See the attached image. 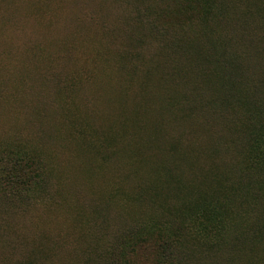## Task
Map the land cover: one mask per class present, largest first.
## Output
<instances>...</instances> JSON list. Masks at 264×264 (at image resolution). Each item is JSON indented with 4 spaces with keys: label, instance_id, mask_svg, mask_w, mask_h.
Returning a JSON list of instances; mask_svg holds the SVG:
<instances>
[{
    "label": "trees",
    "instance_id": "obj_1",
    "mask_svg": "<svg viewBox=\"0 0 264 264\" xmlns=\"http://www.w3.org/2000/svg\"><path fill=\"white\" fill-rule=\"evenodd\" d=\"M72 3L90 45L100 48L85 46V64L67 72L74 43L56 39V32L38 37L28 48L29 62H41L44 75L23 90L20 104L44 122L53 120L54 104L68 107L83 162L93 151L107 163L129 140L132 155L147 148L158 158L155 179L136 182L131 193L119 185L107 199L79 201L68 208L72 215L63 216L72 223L51 226L50 211L64 207L51 189L57 179L51 156L36 143L0 142V264H264V0ZM97 63L125 75L118 106L108 105L115 124L82 111L89 107L85 93L73 110ZM210 90L214 103L235 108L241 125L223 128L231 133L226 160L221 136L212 134L213 168L188 181L167 165L185 145L182 137L164 134L171 121L166 111L186 120L196 107L190 110V101H204ZM207 108L206 102L199 106ZM148 125L149 136L136 140L143 137L132 133ZM146 163L138 159L139 167ZM121 191L125 196L113 199Z\"/></svg>",
    "mask_w": 264,
    "mask_h": 264
},
{
    "label": "rangeland",
    "instance_id": "obj_2",
    "mask_svg": "<svg viewBox=\"0 0 264 264\" xmlns=\"http://www.w3.org/2000/svg\"><path fill=\"white\" fill-rule=\"evenodd\" d=\"M78 14V6H74L72 0H0V142L10 140L28 142L29 145L36 143L44 148L48 157L51 156L49 157L51 162L48 163L54 167L57 177L51 189L64 205L60 209L57 207L56 211V207H53L50 211L52 218L48 223L51 226L72 223L70 220H64L63 216L72 215L68 208L79 201L87 198L96 201L100 196L107 199L116 187L120 188L119 185L121 188H127L126 193H131L136 182L143 179L154 180L156 172L154 161L158 160L144 147H140L137 156L132 155L131 151L126 150L133 142L129 140L122 144L124 150L112 155L107 163L100 160L93 151L91 157L83 162L84 146L79 135L71 130L70 123L73 117L70 116L68 107L61 105L65 102H59L56 97L54 98L62 110L58 104H54L49 111V118L53 119L50 122H44L46 120L43 119L35 121L31 106L20 104L23 90L31 89L35 85L34 80L44 75L45 66L41 62L36 65L37 67L29 62L32 57L28 53V48L39 40L38 37L42 38L46 33L56 32V39L65 37L74 43L76 51L73 53V60L66 64L67 72L69 69L72 71L80 69V66L85 64L82 54L85 46L91 52L100 48L96 43L90 45L89 37L78 23ZM241 33L245 36L243 32ZM88 34L92 37V33ZM89 68L93 70L94 79L86 82L85 91L83 84V90L74 99L73 110L76 112L77 107L82 105L85 93V100L88 101L85 105H89L91 112L88 106H83L82 111L92 115L101 113L103 114L101 120L105 124H115L118 118L110 111L108 105L113 108L118 106L115 95L121 91L125 75L116 76L115 72L107 71L101 63ZM257 68L261 67L258 65ZM257 72L256 75L259 77V71ZM212 82L215 86L214 77ZM28 83L29 86L26 87ZM135 88L134 85L129 91ZM205 102L208 108L198 110ZM222 104L220 105L219 100L213 102L210 90L203 102L190 101L189 109L192 110V106L196 108L186 120L175 115V110L166 111L171 121L166 122L164 134L171 133L177 139L182 137L185 145L179 152L168 156L167 165L174 166L180 174L188 177V181L201 171L213 168L210 152L212 134L221 136L220 150L224 157L229 152L227 149L229 137L226 134H231L227 131L224 133L225 124H231L229 129L233 131L241 125L237 123L235 108L226 102ZM155 116L156 112L152 118ZM151 128L148 125L132 134H141L143 139L137 137L136 140H144L149 136ZM186 150L188 154L184 153ZM138 159L149 163L139 167ZM225 160L222 164H225ZM168 194L176 195L175 191ZM117 195L119 197L113 199L120 200L125 193L121 191ZM70 208L73 210V207Z\"/></svg>",
    "mask_w": 264,
    "mask_h": 264
},
{
    "label": "bare ground",
    "instance_id": "obj_3",
    "mask_svg": "<svg viewBox=\"0 0 264 264\" xmlns=\"http://www.w3.org/2000/svg\"><path fill=\"white\" fill-rule=\"evenodd\" d=\"M208 84H209V83H208ZM193 95H194V94H193ZM193 95H192V96H193ZM195 99H197V98H195ZM201 101L203 102V100H201ZM206 101H207V100H206ZM204 106H205V105H204ZM204 106H203V107H204ZM192 107H193V106H192ZM188 108H190V107H188ZM195 108H196V107H195ZM193 110H194V108H193ZM198 110H199V107H198ZM235 111H236V110H235ZM227 112H228V111H227ZM214 113H215V112H214ZM235 113H236V112H235ZM233 114H234V113H233ZM188 115H190V114H188ZM236 115H237V114H236ZM238 115H239V114H238ZM227 116H228V115H227ZM189 117H190V116H189ZM225 118H226V117H225ZM234 118H235V117H234ZM221 119H222V117H221ZM224 121H225V120H224ZM227 125H228V124H227ZM228 128H229V127H228ZM203 130H204V129H203ZM203 139H204V138H203ZM171 151H172V150H171ZM173 152H174V151H173ZM214 153H215V152H214ZM219 155H220V154H219ZM219 157H220V156H219ZM216 159H217V158H216ZM207 161H208V160H207ZM171 176H172V175H171ZM176 179H177V178H176ZM182 180H183V179H182ZM182 180H181V181H182ZM182 184H183V181H182Z\"/></svg>",
    "mask_w": 264,
    "mask_h": 264
}]
</instances>
